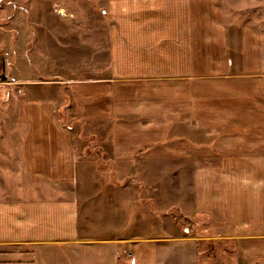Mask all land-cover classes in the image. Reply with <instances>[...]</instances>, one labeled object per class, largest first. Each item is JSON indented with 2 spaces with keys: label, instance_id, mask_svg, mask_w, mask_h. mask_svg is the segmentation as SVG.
I'll return each instance as SVG.
<instances>
[{
  "label": "crops",
  "instance_id": "obj_1",
  "mask_svg": "<svg viewBox=\"0 0 264 264\" xmlns=\"http://www.w3.org/2000/svg\"><path fill=\"white\" fill-rule=\"evenodd\" d=\"M43 1L53 21L68 23L90 0ZM95 2L106 21L102 71L14 77L21 59L27 69L46 62L31 65L17 42L0 81L14 100L0 115V264H200L201 238L232 244L231 264H264V18H242L230 0ZM63 35L73 28L52 27L50 37ZM75 122L97 125L100 164L113 174L85 168ZM155 166L190 182L191 212L209 233L165 238L117 222V208H131L130 223L134 209L154 208L124 182L153 180ZM91 208H114V217L104 210L97 225Z\"/></svg>",
  "mask_w": 264,
  "mask_h": 264
},
{
  "label": "rangeland",
  "instance_id": "obj_2",
  "mask_svg": "<svg viewBox=\"0 0 264 264\" xmlns=\"http://www.w3.org/2000/svg\"><path fill=\"white\" fill-rule=\"evenodd\" d=\"M96 0L80 2L75 6L76 16L67 22H57L51 19V13L55 12L54 5L49 1L43 0H0V25L8 24V19L13 15L20 16L16 24L11 29H2L0 33L6 32L4 40H6L7 56L0 58V81L4 79V74L8 71L9 64L12 63L15 56L14 44L17 43L18 55L21 54L24 59L30 61V64H35V59H46L44 62L45 68L42 69H27L23 60L18 62V67L13 69L14 77H25L31 79L34 77H49L55 75L60 78L65 77H83L88 75L89 64L93 66L91 71L96 74L107 64V52L103 35L106 30V21L100 15L102 14V5L97 4ZM231 5L227 6L235 10L241 17H246L247 14L252 19L264 18V0H230ZM43 13L44 21L36 20L37 13ZM40 17V16H38ZM59 26L61 29L68 27L73 28V35H63L61 37H50L52 27ZM17 26V27H16ZM39 27V28H38ZM41 28L38 41L35 38V33ZM5 33V32H3ZM18 33L20 36H18ZM66 34V32H64ZM5 35V34H4ZM56 41L58 51H50L52 48L51 40ZM56 48V47H54ZM22 52V53H20ZM54 56L53 61L48 60ZM91 58V61H90ZM98 58L101 62L98 61ZM4 60L6 62H4ZM101 68V69H100ZM33 86V85H28ZM5 93V94H4ZM13 95V90L8 92ZM10 97L6 92L0 91V99ZM11 97L9 103L5 104L0 100V115H5L3 110L11 105ZM5 104V105H4ZM66 117H64L65 119ZM67 121V119H65ZM2 118L0 117V126ZM93 123L75 122L72 125V134L76 142V147L79 155L88 162L85 168L96 173L107 171L108 174H113L114 166L100 164V160L104 161L105 156H101L96 146H98V134ZM103 157V158H102ZM102 158V159H101ZM176 168L178 166H175ZM174 168V167H173ZM161 166H155L154 179L144 181H126L124 183H133L132 191L139 193V198L148 201L151 207L154 208H136L132 213L136 222L130 223L131 208H122L121 216L118 217L123 226H139L137 232L139 234L163 236L165 238L179 235H206L204 221L198 219L191 212L190 202V182H181L177 179V174L172 175L171 180L163 178L159 173ZM173 172V169H172ZM177 172V170H175ZM95 173V174H96ZM81 179V177H80ZM80 179L77 182H80ZM76 182V184H77ZM83 186L84 182H80ZM149 185V187H147ZM129 194L131 195V191ZM150 194L152 196H150ZM148 195V196H147ZM150 196V197H149ZM149 199V200H147ZM169 205V206H168ZM101 210V211H100ZM104 210H110L111 217H114V208H91L89 216L93 223L100 225L101 214H105ZM135 212H138L137 215ZM129 221V222H128ZM120 223V222H119ZM130 228L123 229L125 234ZM119 230V229H118ZM198 242V250L200 252V264H231V260L236 257V251L232 244H229L224 239L214 241L213 239L201 238L196 239ZM211 240V241H210Z\"/></svg>",
  "mask_w": 264,
  "mask_h": 264
},
{
  "label": "bare ground",
  "instance_id": "obj_3",
  "mask_svg": "<svg viewBox=\"0 0 264 264\" xmlns=\"http://www.w3.org/2000/svg\"><path fill=\"white\" fill-rule=\"evenodd\" d=\"M59 12H60V13H63V12H64V10H63V9H59Z\"/></svg>",
  "mask_w": 264,
  "mask_h": 264
},
{
  "label": "trees",
  "instance_id": "obj_4",
  "mask_svg": "<svg viewBox=\"0 0 264 264\" xmlns=\"http://www.w3.org/2000/svg\"><path fill=\"white\" fill-rule=\"evenodd\" d=\"M62 118H63V117H62ZM64 123H65L66 125H68L67 122H64Z\"/></svg>",
  "mask_w": 264,
  "mask_h": 264
}]
</instances>
